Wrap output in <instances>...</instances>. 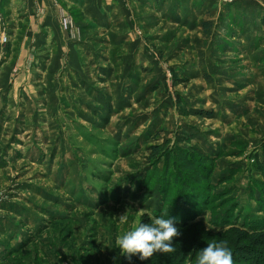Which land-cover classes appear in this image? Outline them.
Masks as SVG:
<instances>
[{
	"label": "rangeland",
	"instance_id": "obj_1",
	"mask_svg": "<svg viewBox=\"0 0 264 264\" xmlns=\"http://www.w3.org/2000/svg\"><path fill=\"white\" fill-rule=\"evenodd\" d=\"M50 16L45 45L35 14L0 38V264H120L116 237L160 207L153 145L213 158L207 229L231 204L264 228V0H54Z\"/></svg>",
	"mask_w": 264,
	"mask_h": 264
},
{
	"label": "trees",
	"instance_id": "obj_2",
	"mask_svg": "<svg viewBox=\"0 0 264 264\" xmlns=\"http://www.w3.org/2000/svg\"><path fill=\"white\" fill-rule=\"evenodd\" d=\"M212 25L210 20L202 22V29L206 34H210ZM261 153L262 159L256 153L255 165L262 180L255 182L260 188L258 203L264 209V145L261 146ZM150 158L153 163H158L161 159L165 161L162 172L154 175L160 184V207L151 215L164 218L168 216L175 221L181 232L173 241L177 251L172 254H156L144 261L138 256H133L129 261L122 255L120 264H196L198 251L213 240L228 242L235 264H264V228L254 222L246 224L245 220L239 217L235 204H231L224 215L213 219L212 223L218 230L207 229L204 222L197 220V217L205 209L215 205L213 202L218 199H215L218 193H211L212 187L225 180L220 178L217 183H212L213 158L179 146L163 148L159 145L151 146ZM166 209L168 210L161 214ZM149 215L142 214L139 223H150Z\"/></svg>",
	"mask_w": 264,
	"mask_h": 264
},
{
	"label": "clouds",
	"instance_id": "obj_3",
	"mask_svg": "<svg viewBox=\"0 0 264 264\" xmlns=\"http://www.w3.org/2000/svg\"><path fill=\"white\" fill-rule=\"evenodd\" d=\"M124 219V215L119 217ZM150 223H139L122 236L115 239L116 248L129 261L138 256L141 261L149 260L156 254H172L177 251L173 245L175 238L181 235L172 218L149 215ZM196 264H235L233 252L225 240H213L198 251Z\"/></svg>",
	"mask_w": 264,
	"mask_h": 264
},
{
	"label": "crops",
	"instance_id": "obj_4",
	"mask_svg": "<svg viewBox=\"0 0 264 264\" xmlns=\"http://www.w3.org/2000/svg\"><path fill=\"white\" fill-rule=\"evenodd\" d=\"M53 2L52 0H0V38L2 35L7 34L6 28H12L14 22H20L22 25L25 20H33L35 14L36 19H38V21L40 22L39 25H41V29L37 32V37L43 39L44 42H42V44L45 45L47 43L45 42V39H49L50 36L45 34L46 28L43 26H45L46 21L52 22V16H50V6L53 4ZM10 33L12 34L13 32ZM66 34L67 39L72 36L70 33ZM28 37L26 38V42ZM55 45V43L50 44L48 45V47H53V51ZM58 46L61 47L63 45L58 44ZM73 46L74 45H72V47ZM64 48L65 47L62 48V51ZM66 49L67 51H70L72 48L70 46H66Z\"/></svg>",
	"mask_w": 264,
	"mask_h": 264
},
{
	"label": "built area",
	"instance_id": "obj_5",
	"mask_svg": "<svg viewBox=\"0 0 264 264\" xmlns=\"http://www.w3.org/2000/svg\"><path fill=\"white\" fill-rule=\"evenodd\" d=\"M6 39H7V37L4 35V36H2V38H1V43H5L6 42Z\"/></svg>",
	"mask_w": 264,
	"mask_h": 264
}]
</instances>
